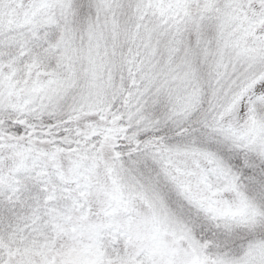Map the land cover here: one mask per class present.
<instances>
[{
	"label": "snow or ice",
	"instance_id": "6c2138e0",
	"mask_svg": "<svg viewBox=\"0 0 264 264\" xmlns=\"http://www.w3.org/2000/svg\"><path fill=\"white\" fill-rule=\"evenodd\" d=\"M0 264H264V0H0Z\"/></svg>",
	"mask_w": 264,
	"mask_h": 264
}]
</instances>
